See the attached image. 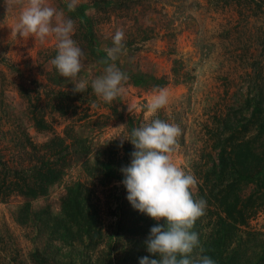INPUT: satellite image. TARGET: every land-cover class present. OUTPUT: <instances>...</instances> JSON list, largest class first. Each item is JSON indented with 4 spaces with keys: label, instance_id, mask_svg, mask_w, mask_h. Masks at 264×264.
<instances>
[{
    "label": "rangeland",
    "instance_id": "rangeland-1",
    "mask_svg": "<svg viewBox=\"0 0 264 264\" xmlns=\"http://www.w3.org/2000/svg\"><path fill=\"white\" fill-rule=\"evenodd\" d=\"M82 1L75 0V3ZM147 1L146 10L138 12L135 9L128 19H115L99 29L94 36L95 54L82 49L85 67L78 79L91 83L104 74L106 65L101 61L107 59L106 48L113 46L112 38L117 30L124 32L126 41L129 32L136 36L142 32L149 34L141 43L132 41L130 45H124L114 62L128 76L122 84L123 93L114 99V112L104 109L101 114L95 113L81 120H76L72 114L53 117L55 132L85 141L87 153L73 158L67 172L48 187L45 195L28 198L12 194L0 199V264H16V261L17 264H37L31 257L37 250L45 255L44 258L37 257V260L47 264H88L89 258L93 264H108L109 257L111 260L116 256L120 259L127 241H123L122 236L120 241L117 237L111 242L117 225L116 217L102 214V232L97 235L99 241L82 256L77 249L85 251L84 246L71 247L57 241L59 249L45 248L47 230L43 222L49 221L50 217L55 218V229L50 231L57 239L64 231L61 228L69 225L60 207V196L67 185L81 181L100 191L96 182L99 176L96 161L102 157L103 149L111 138L124 134L126 112H138L145 106L142 116L148 120L156 114L147 109L154 90H166L168 103L157 112L166 118L165 122L176 124L182 130L178 146L171 153L172 161L198 181L195 166L200 161V153L207 147L203 127L207 125L211 112L239 102L250 79L249 71L254 78H262L260 86L264 90V37L259 41V36H264V11L256 17L244 19L232 5L224 6L214 0ZM70 2L72 0H47L63 16ZM21 11V5L12 4L11 0H0V58L12 59L20 65L27 60L35 62L38 49L54 47L57 50L54 36L41 42L35 37L14 34ZM4 73L7 69L0 60V99L3 101L0 128L13 130L17 123L36 140L45 139L49 133H38L34 129L27 119L22 100L6 82L10 80L8 76L1 85ZM261 120L250 129L248 136L253 141L252 151L257 153L262 163L264 110ZM260 169L264 173V163ZM196 189L197 185L192 191L196 192ZM253 189V181L242 179L233 193L243 198ZM26 200L29 204H25ZM124 223L129 226L130 218ZM249 226L260 232L257 236L264 238V213L258 212L249 220ZM145 234L147 238L149 232ZM75 242L76 245L80 243ZM146 255L158 258L149 253Z\"/></svg>",
    "mask_w": 264,
    "mask_h": 264
},
{
    "label": "trees",
    "instance_id": "trees-1",
    "mask_svg": "<svg viewBox=\"0 0 264 264\" xmlns=\"http://www.w3.org/2000/svg\"><path fill=\"white\" fill-rule=\"evenodd\" d=\"M214 1L224 6L232 5L234 11L244 19L256 17L264 11V0ZM148 5L147 0H84L75 3L74 9H69L67 5L64 18L74 21L72 39L76 44L95 54L94 36L101 27L115 19H128L133 10L140 12L146 10ZM129 34L128 41L123 40L124 45H130L132 41L141 43L149 36L146 32L138 36L131 32ZM263 37L260 35L259 41ZM56 55L54 47H45L38 49L35 62L27 60L20 65L12 59L0 58L7 69L1 78V85L8 76L10 80L6 82L22 100L27 119L34 129L38 133H49L45 139L36 140L17 123L13 130L0 128V199L12 194L28 198L45 195L48 187L67 172L72 159L87 153L85 141L55 132L52 124L55 115L72 114L76 120H81L95 113L101 114L104 109L111 112L116 110L114 100L105 103L92 91L88 81V90L74 93L75 82L61 77L50 63ZM247 74L250 79L239 102L225 105L219 111L213 110L207 125L203 127L207 147L195 164L197 189L196 192L191 191L194 200L206 201V209L191 231L198 234L200 247L204 251L200 253L199 249H194L189 257L193 261L197 255H207L216 264H264V238L257 236L260 232L249 226V220L258 212L264 213V173L260 169L264 160L261 163L257 153L252 151L253 141L248 136L250 129L262 121L264 90L260 86L262 78H254L250 71ZM2 106L0 99V109ZM144 108L142 106L138 112H126L123 137L130 139L133 129L154 119L165 122L166 118L160 112L146 120L142 116ZM132 151L134 148L129 141L125 140L121 147L119 137L111 138L103 149L102 157L96 161L99 168L96 182L100 191L81 181L67 185L60 196V207L68 228L62 227L64 231L56 239L50 231L55 229V218L50 217L49 221L43 222L47 230L45 248L57 250L60 248L58 242H62L71 247L84 246L85 251L77 249L81 256L84 252L88 253L99 241L97 235L102 232L100 219L105 214L117 220L111 242L117 237L120 241L119 237L122 236L123 241H127L120 259L118 256L113 260L109 257L108 264H120L118 260L135 264L141 257L147 256L145 233L164 221L157 222L139 213L126 199L127 191L120 183L124 178L120 169L130 163ZM242 179L253 181L254 189L240 198L233 190ZM25 204H29V200ZM128 218L131 221L129 226L124 223ZM75 241L80 243L76 245ZM39 256L45 257L38 250L31 255L35 263L47 264L38 261ZM88 264H93L90 258Z\"/></svg>",
    "mask_w": 264,
    "mask_h": 264
},
{
    "label": "clouds",
    "instance_id": "clouds-1",
    "mask_svg": "<svg viewBox=\"0 0 264 264\" xmlns=\"http://www.w3.org/2000/svg\"><path fill=\"white\" fill-rule=\"evenodd\" d=\"M22 6L18 22L13 32L20 37H35L41 42L49 36L57 41V55L50 63L61 77L75 81L73 92H85L88 83L79 80L84 69V52L72 39L74 21L64 18L63 13L47 3V0H11ZM75 0L68 4L74 9ZM124 32L117 30L112 38V47L106 48L107 59L104 74L91 81L92 91L105 103H111L124 91L122 84L128 76L114 63L124 48ZM110 61L112 63H110ZM168 103V93L164 89L154 90L147 105L155 114ZM181 128L160 119L135 128L131 138H120V146L125 140L134 148L130 153V163L120 169L123 180L120 182L127 191L126 199L133 209L145 214L157 223L151 227L145 240L146 250L152 256L141 257L139 264H216L207 255H197L190 259L194 249L200 247L198 234L191 229L198 218L205 214L206 201L194 200L192 189L197 185L193 174L187 173L173 163L171 153L178 146ZM116 137V138H117Z\"/></svg>",
    "mask_w": 264,
    "mask_h": 264
}]
</instances>
